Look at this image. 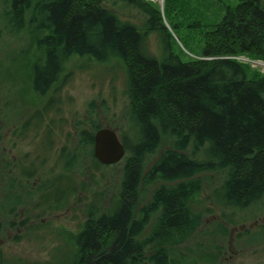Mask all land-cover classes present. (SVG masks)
<instances>
[{"label": "rangeland", "instance_id": "374dc122", "mask_svg": "<svg viewBox=\"0 0 264 264\" xmlns=\"http://www.w3.org/2000/svg\"><path fill=\"white\" fill-rule=\"evenodd\" d=\"M166 1L143 0L161 12L162 23L173 39L171 50L180 61L208 62L212 68L229 59L242 65L248 80L264 77V61L205 57L204 38L192 33L182 17L215 18V6L184 0L187 11L182 17L176 13L165 17ZM32 2L18 26L0 0V251L5 259L12 264L71 261L74 237L92 224L88 210L100 207L101 215H112L109 204L123 200L128 191L127 173L137 172L132 213L133 221H141V230L133 240L142 244L144 262L164 253L169 258L183 254L196 264H264V196L237 209L222 203L217 190L235 171L222 169L191 177L186 182L189 199L185 202L192 206L181 210L187 216L177 228L165 225L170 218L160 223L162 206L147 212L158 191L166 194L184 182L164 180L156 171L162 159L173 152L200 163L207 148L196 150L192 141L188 150L177 151L174 137L155 124L154 118L151 124L161 131L159 145L153 152L133 157L142 106L130 96L123 63H100L91 55L75 54L65 63L57 82L44 95L37 92L36 70L47 60L46 49L40 44L49 36L42 29L40 15L51 1ZM94 3L97 0L82 4ZM105 7L137 25L143 23V14L134 6L110 2ZM149 42L150 51L156 54L158 44L152 37ZM106 127L116 131L125 147L126 154L118 163L108 164L96 157L94 140ZM89 135L93 143L84 140ZM23 176L29 178L24 181ZM192 189L200 194L190 200ZM59 194L62 196L57 197Z\"/></svg>", "mask_w": 264, "mask_h": 264}, {"label": "trees", "instance_id": "16d2710c", "mask_svg": "<svg viewBox=\"0 0 264 264\" xmlns=\"http://www.w3.org/2000/svg\"><path fill=\"white\" fill-rule=\"evenodd\" d=\"M2 1L8 6L7 14L18 26L33 4V0ZM50 1L40 15L42 29L49 36L40 44L46 49L47 60L34 77L38 93L44 95L57 82L65 63L75 54L91 55L100 63L121 62L128 74L130 96L142 106L137 116V145L132 151L133 157L137 159L136 156L140 157L145 151L153 152L159 145L161 131L151 124L154 118L155 124L174 137L177 151L188 150L192 141L196 150L199 146L207 148L202 151L204 159L200 163L173 152L162 159L156 171L164 180L184 182L168 189L166 194L158 191L152 205L147 207L148 213L162 206L160 223L170 218L165 225L168 229L177 228L187 216L181 210L192 206L185 202L189 199V183L186 182L194 175L222 169L238 173L217 188L222 203L245 209L255 204L254 200L262 199L264 77L257 75L248 80L242 65L229 59L212 68L208 67V62L183 63L171 50L173 39L162 23L161 12L143 0H97L92 5H83L85 0ZM199 1L209 8L215 6V18L211 15L204 19L182 17L187 11L184 0H167L165 17L180 14L182 21L191 25L192 33L204 38L205 57L264 61V0ZM110 2L139 9L144 16L143 23L137 25L113 8L107 9L105 5ZM151 37L158 44L156 54L149 49ZM92 139V135L84 138L93 143ZM3 157L8 158L5 154ZM28 178L23 176L24 181ZM125 183L128 187L125 198H114L109 204L112 215L104 217L100 207L96 211L88 210L87 217L92 219V224L74 237L72 260L62 264H196L183 254L169 258L160 253L152 256L149 263L143 261L142 244L133 240L141 230V221H133L132 213L135 206L132 193L139 183L137 172L127 173ZM191 192L194 195L190 200L200 194L195 189ZM60 196L62 194L57 197ZM0 264H12L1 251Z\"/></svg>", "mask_w": 264, "mask_h": 264}, {"label": "water", "instance_id": "95a60500", "mask_svg": "<svg viewBox=\"0 0 264 264\" xmlns=\"http://www.w3.org/2000/svg\"><path fill=\"white\" fill-rule=\"evenodd\" d=\"M95 152L98 160L108 164L120 162L126 154L123 143L115 130L104 128L95 137Z\"/></svg>", "mask_w": 264, "mask_h": 264}]
</instances>
